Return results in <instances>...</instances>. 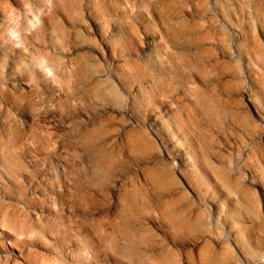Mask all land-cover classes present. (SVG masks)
<instances>
[{"label":"rangeland","instance_id":"1","mask_svg":"<svg viewBox=\"0 0 264 264\" xmlns=\"http://www.w3.org/2000/svg\"><path fill=\"white\" fill-rule=\"evenodd\" d=\"M0 224V264H264V0H0Z\"/></svg>","mask_w":264,"mask_h":264},{"label":"bare ground","instance_id":"2","mask_svg":"<svg viewBox=\"0 0 264 264\" xmlns=\"http://www.w3.org/2000/svg\"><path fill=\"white\" fill-rule=\"evenodd\" d=\"M9 236H13L11 230L9 227L5 226V225H2L0 224V237L4 239L3 240H0V247L2 249V251L5 253V254H14V256H16V249H14L13 247L9 246V248H5L6 246H8L9 242L6 240ZM3 243V244H2ZM5 243H7L6 245H4ZM2 244V245H1Z\"/></svg>","mask_w":264,"mask_h":264}]
</instances>
